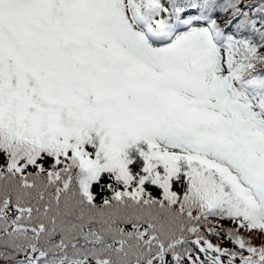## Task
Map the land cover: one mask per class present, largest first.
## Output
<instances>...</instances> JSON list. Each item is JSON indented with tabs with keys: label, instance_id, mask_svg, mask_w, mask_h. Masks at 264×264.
<instances>
[{
	"label": "snow or ice",
	"instance_id": "1",
	"mask_svg": "<svg viewBox=\"0 0 264 264\" xmlns=\"http://www.w3.org/2000/svg\"><path fill=\"white\" fill-rule=\"evenodd\" d=\"M0 264H264V0H0Z\"/></svg>",
	"mask_w": 264,
	"mask_h": 264
},
{
	"label": "trees",
	"instance_id": "2",
	"mask_svg": "<svg viewBox=\"0 0 264 264\" xmlns=\"http://www.w3.org/2000/svg\"><path fill=\"white\" fill-rule=\"evenodd\" d=\"M102 180H103V182L107 183L106 178H102ZM98 191L99 190L97 189V192ZM148 191H150L154 196L159 194V190H157V189H155L153 187H149L148 188ZM105 194H107V193H105ZM213 223H215V221H213ZM212 242L215 243L216 241L213 239ZM255 243L258 245L259 244V241L257 240Z\"/></svg>",
	"mask_w": 264,
	"mask_h": 264
}]
</instances>
